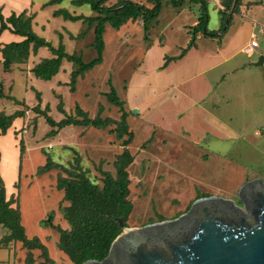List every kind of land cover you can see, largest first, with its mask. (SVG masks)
Masks as SVG:
<instances>
[{"label": "rangeland", "instance_id": "374dc122", "mask_svg": "<svg viewBox=\"0 0 264 264\" xmlns=\"http://www.w3.org/2000/svg\"><path fill=\"white\" fill-rule=\"evenodd\" d=\"M73 1L62 0L60 3L46 6L38 11L34 31L54 47L63 45L68 54H78L85 63H89L98 56L93 46L96 23L90 26L88 22H72L62 15L54 16L53 13L67 10L76 16L97 15L90 5L76 6ZM164 3H166L164 8L168 10L172 8L169 0H164ZM34 10L36 12V7ZM209 11V15L211 13L214 19L213 11ZM217 20V14H215L214 22ZM154 22L155 20L150 25L154 26ZM133 23L135 21H130L123 26L126 28L124 34L118 33L119 30L106 24L103 35L105 43L103 61L79 76L73 91L70 85L58 86L56 83L59 80L70 83L71 71L68 70V65L71 63L67 61L64 63L65 70H62L54 79H37V84L22 78L23 74L20 70L1 71L4 75H0V91L3 92L4 97H0V100L6 104V108L11 107V103L14 102L10 100L9 95L15 100L25 101L28 105L36 103L35 95L39 91L49 102L46 107L55 105V110L49 108L48 114L56 121L66 118V114L58 110L60 104L70 116H76L80 109L91 119L99 117L115 121V124L108 128L70 126L60 131L58 136L48 137L47 134L52 128L45 119L39 120L37 131H34L35 124L30 119L23 128L25 133L29 132L26 136L27 144L35 145L34 152L30 153V162L38 167L36 163L49 157L70 171L86 172L91 181L102 186L101 172H109L115 176L116 158L128 149L134 157V162L128 169L131 180L129 199L134 208L126 229H141L152 224L175 221L188 214L194 202L202 198H218L231 202L236 208L243 209L244 204L240 198L241 189L252 181L260 179L264 181V125L257 126V130L262 131L260 136L254 135V137L236 140L237 138L233 139L234 136L219 139L211 134L203 136L204 139L201 138V142L198 143L197 139L201 136L199 133L202 132L201 122L196 120L197 115L193 112L194 107L198 109V104L184 99L173 106L176 114L171 113L170 108H162L154 120L149 119L148 113L143 115L139 113L138 108H132L136 100L143 98V95L136 93V86H133L137 73H141L144 78L139 86H155L149 71L143 70L155 31L149 27L146 35L144 26H134ZM210 23L209 29L214 30L213 24L215 26L217 24L213 23V20ZM82 32L84 36L77 37ZM71 36L74 38L71 39ZM262 38L264 39L263 36L258 38L261 48L264 47ZM191 39L193 40V36ZM47 52L50 54L48 50ZM75 68V64H72V72ZM158 72L161 71L158 70ZM156 77L159 78V74ZM237 78L244 80L239 82L235 79L226 80L225 84L233 85L231 87L233 94L227 102L222 98L216 109L219 120L223 124H230L234 131L240 133L256 123V120L249 119L253 114L250 111L244 112L242 109L244 106L247 109L253 104L262 103L263 105L264 94L256 90L251 95L245 87L247 80L245 78L250 77L241 74ZM113 89L125 103L124 108L108 101L107 94ZM135 109L138 113L134 112ZM186 109L193 116L189 120L186 117L180 119ZM124 112L127 113L128 129L134 135L133 142L128 147L122 146L123 140L127 139L126 136L121 141L117 139L116 134L112 133L122 121ZM202 126L204 134L211 130L204 124ZM220 129L223 130L221 127ZM33 173V176L27 172L22 176V187L25 180L29 184L36 183L38 180L43 183L49 179H56L59 174L66 176L59 170H54L51 173L53 175L44 180L41 174L37 176L35 171ZM53 186L45 185L42 191L46 192ZM34 189V194L26 193L28 194L26 201L21 196V201L17 202L28 237L40 230H54L48 226V217L51 213L54 214V225H60L59 222L64 221L62 215L56 219L55 212H51V205L55 200L54 192L53 195L50 192L43 195L38 192L41 189L39 185ZM39 212L51 213L38 222L41 217ZM34 213L35 217H33ZM0 232L8 233L2 226H0ZM47 237L51 247H55L56 241L53 235ZM24 249L27 250V248ZM35 250H29L23 260L18 256L17 262L35 264L37 254L32 252ZM63 262L64 260H61L60 264ZM41 264H47L46 259Z\"/></svg>", "mask_w": 264, "mask_h": 264}, {"label": "crops", "instance_id": "0c3cea01", "mask_svg": "<svg viewBox=\"0 0 264 264\" xmlns=\"http://www.w3.org/2000/svg\"><path fill=\"white\" fill-rule=\"evenodd\" d=\"M50 1L52 0L38 2H35L34 0H0V13L5 19H8L13 14L20 15L23 12H26L27 16L34 15V31V26L37 23L38 11L43 10L46 6H49L47 4H49ZM119 1L120 0H113L112 2V0H110L107 5L113 6ZM132 1L143 4L150 9L153 8V5L148 3L146 0ZM164 4L166 3H164L163 0V9L161 14L155 20L154 26L150 25V28L155 31V34L153 36V40L151 41V46L148 48L146 64L143 68V70L149 71L151 79H154L155 81V86H139V84L144 81V78L141 73H137L133 81V86H136V93L143 95V98L141 100H136L132 104V108H138L139 113L143 115L148 113L149 119L154 120L158 116V111L162 108H170L171 113L176 114V112L173 110V106L178 105V102L187 99L190 102H193V104H198V109L195 107L193 108L194 114L197 115L196 120L201 122L200 129H202V132L199 133L201 136L197 139L198 143L204 139L203 136H210L211 134L215 138L219 139L232 138L234 136L233 139L237 138L236 140L254 137V135L260 136L262 133L257 130V126L259 124L264 125V104H253L247 109L246 106H244V109L242 110L244 112L250 111L253 115H251L249 119L252 121L256 120V123L249 127L248 130L240 133L234 131L230 127V124H223L222 121L219 120L216 108H218L222 98L227 102L233 94L231 89L233 85L225 84L226 80L235 79L237 82L243 81L244 79L237 78L241 74L250 77L245 78L247 79L245 82L247 92H250L252 95L256 90H260V92L262 91L264 94V65L263 67H257L254 65L261 57H264V47L261 48V43L258 42V48L251 51L247 50L251 42L250 37L252 34H256L258 38L262 36L264 37V0H244L239 13L233 14L230 12L231 21L228 30L225 33L219 32L223 26L220 12L224 10V7L222 6L221 0H208V10H212L214 13V19L211 17L210 13L209 23L213 20V23L217 24L216 26L213 24L214 30H209L216 31L217 37H206L199 33L197 36H195V45L189 49L188 53L181 60L172 61L167 68L162 69L166 63V59L179 57L182 54V51L188 47L190 42H192L191 37L193 35L191 33V29L198 24L199 14V5L193 3H187L182 8H175L172 6L170 10L164 8L166 7ZM35 7L36 12L34 10ZM55 12L56 11L53 13ZM215 14H217V22H214ZM228 23L226 22V26ZM133 24L134 26H144L142 19H138ZM123 26L119 29L118 33L124 34L126 32V28ZM126 36H128V34ZM24 40V37L15 35L10 30H6L0 35L1 76L4 75L1 71H5V60L1 50L7 45L12 43H20ZM32 48L33 45H31L30 57L27 62L24 64H13L11 67V72L13 70H20L23 74L22 78H26L33 84H37L38 78L34 75L32 69L44 60L53 59L55 56L48 48H40L37 53H34ZM47 50L50 52V54L47 52ZM45 51L46 54H44ZM66 61L67 60H63L60 72L65 70L64 63H66ZM71 66L72 63L68 65V70L71 71L70 75L72 73ZM158 70L161 72H158ZM157 74H159V78L156 77ZM56 83L58 86H64L68 82H62V80H59ZM147 91L148 93H146ZM10 96L11 95H9V97ZM0 103V105H2V110H0V113L4 112L7 115L13 114L16 111L23 109L15 102L11 103L12 106L9 108H6V104L3 101L0 100ZM39 103L40 102L36 100V103H30L28 106L33 108ZM47 104H49L48 100L44 98L43 94L41 93V109L45 110ZM49 108L51 110H55V105H49ZM187 110L188 109H186L184 115L181 116L180 119L184 117H186L188 120L191 119L193 115ZM177 113H181V111H177ZM35 117H37L38 123L39 120L43 118L36 116L33 111H29L25 118L16 119L12 127L5 135H2L0 131V175L4 181L6 189V199L7 201L14 199L15 203L12 205V207L16 208L19 206V203L17 202L21 201V196L24 198V201H26L28 197V194L26 193L33 192L34 194V187H38L39 185L41 189L38 192H41L43 195L48 192L53 195L54 192L55 200L51 205V212H55L56 219L59 215H62L64 218V215L60 211V207L69 206V203L64 201V192L57 189L58 176H56V179L54 180L49 179L43 183L38 180L36 183L34 182L29 184V182L25 180L22 187V176H24L26 172L32 174L31 176H33L34 171L37 176H40L38 175V169L43 167L47 162V159H42V161L36 163L38 165V167H36V165L34 166L29 159L30 153L34 152L35 150V145L34 143L33 145L27 144L26 136L29 134V132L26 131L25 133L23 128L26 127L25 124L29 122L30 119L33 120ZM57 122L59 121L57 120ZM249 122L251 123V121ZM203 124L211 129L207 134L206 132L205 134L203 132ZM245 124L247 125V122H245ZM220 127L223 128V130H221ZM22 131L23 133H21ZM24 133L25 135H22ZM22 139L24 140L26 146L23 160L21 159L20 147V141ZM53 171L41 175V178L46 180L48 177H50V175H53L51 174ZM45 185L54 186L53 188L50 187L46 192H43L42 189ZM50 213L45 212L41 214L39 212L41 217L38 219V222L41 221L42 218L44 219V217ZM35 216L36 214L33 215V217ZM21 218H23L22 212ZM59 224V226L64 229L70 228L68 222L65 219L64 221L59 222ZM57 233V231L52 229H48L47 231L40 230L38 233L31 234L29 237H27L29 239H33L34 236L39 238L42 244L47 247L50 260H52L54 264H60L61 260H64L65 262L61 264H72L69 257L58 247L60 235L59 233L57 235ZM49 235H53V239L55 238L56 241L55 247L53 248L51 247V243L47 241V236ZM5 236L6 234L0 232V241ZM22 247V243L18 241L11 242L8 245H0V264H20L17 262L18 256L23 260L26 258L27 252L29 251L28 249L26 250ZM32 252L37 254L35 264H41L45 262V259L42 257L41 250L36 249Z\"/></svg>", "mask_w": 264, "mask_h": 264}, {"label": "trees", "instance_id": "16d2710c", "mask_svg": "<svg viewBox=\"0 0 264 264\" xmlns=\"http://www.w3.org/2000/svg\"><path fill=\"white\" fill-rule=\"evenodd\" d=\"M61 1L52 0L47 5H54ZM109 1H73V4L76 6L90 5L92 10L97 14L96 16H76L67 10H60L54 13V16L62 15L66 20L72 22H88L90 26L96 23L93 46L97 50L98 56L89 63H85L78 54H68L63 45L54 48L50 42L39 37L33 31L34 15L27 16V13L23 12L20 15L13 14L8 19H5L0 13V35L6 30H10L13 34L25 38L24 41L12 43L1 50L5 60V71H11V67L15 63H26L30 57L31 45H33L32 51L34 53H37L40 48H48L55 57L44 60L35 66L32 72L38 79L52 80L60 72L63 60H67L76 66L71 73L70 83L65 84L72 86L73 91L77 78L103 61L105 49L103 35L106 24L119 30L129 21L142 19L147 35L151 22L159 17L163 9V0H146L153 5L151 9L132 0H120L113 6L107 5ZM243 1L221 0L224 10L220 12L223 26L219 32L225 33L228 30L231 21L230 12L233 14L239 13ZM169 2L175 8H182L187 3L199 5L198 24L191 29V33L194 36L192 42L182 51L179 57L166 59V63L162 69L167 68L172 61L181 60L188 53L189 49L195 45V36L199 33L206 37H217V32L210 31L208 28L210 21L208 0H169ZM229 18V23L226 26ZM81 36H84V32L77 37ZM107 96L111 104L124 108L125 103L120 100L114 89ZM0 97H4L2 91H0ZM9 98L23 109L10 115L4 112L0 113V131L2 135L7 133L16 119L25 118L29 111H33L38 117H43L52 128L47 134L48 137H56L60 131L70 126L108 128L112 124H115V121L110 118L101 119L96 117L91 119L80 109L76 116H70L65 112L62 104L59 105L58 110L66 114V118L57 122L48 114L49 107H46L45 110L41 109V93L39 92L36 93V98L40 103L33 108H30L25 102L15 100L11 96ZM32 122L35 124L34 131H36L38 126L37 117ZM112 133L116 134L117 139L121 141L125 136L127 137L122 143L124 147H128L133 142L134 135L128 129L126 112L122 114V121L118 123V127ZM20 147L21 159L23 160L26 151L23 139L20 141ZM133 162L134 157L131 152L125 149L122 154L117 156L114 163L116 169L115 176L109 172H101L103 177L102 186L91 181L87 177L86 172L79 170L70 171L49 157H47L46 164L38 169L39 175L53 170H59L66 175H58L57 189L64 192V201L69 203V206H61L60 210L70 228L64 229L59 225H54V214L52 213L48 217V226L59 233L58 247L69 257L72 264H83L90 260L103 261L108 257L114 241L128 227V222L134 208L133 203L129 199L131 180L128 172ZM14 203V199L7 201L4 181L0 175V226L8 231L6 236L0 241V245H8L14 241L21 242L24 248L41 250L42 257L46 259L47 263L54 264L48 257L47 247L42 244L41 240L37 237L33 239L27 237L25 228L22 225L20 208L19 206L13 208L12 205Z\"/></svg>", "mask_w": 264, "mask_h": 264}, {"label": "water", "instance_id": "95a60500", "mask_svg": "<svg viewBox=\"0 0 264 264\" xmlns=\"http://www.w3.org/2000/svg\"><path fill=\"white\" fill-rule=\"evenodd\" d=\"M240 198L243 209L202 198L175 221L125 228L107 258L83 264H264V181L246 184Z\"/></svg>", "mask_w": 264, "mask_h": 264}, {"label": "built area", "instance_id": "2783aa9c", "mask_svg": "<svg viewBox=\"0 0 264 264\" xmlns=\"http://www.w3.org/2000/svg\"><path fill=\"white\" fill-rule=\"evenodd\" d=\"M250 39H251V42H250V45H249V47L247 49L248 51L254 50V49L259 47L258 37H257L256 34H252ZM263 132H264V128H263Z\"/></svg>", "mask_w": 264, "mask_h": 264}, {"label": "flooded vegetation", "instance_id": "af4514ba", "mask_svg": "<svg viewBox=\"0 0 264 264\" xmlns=\"http://www.w3.org/2000/svg\"><path fill=\"white\" fill-rule=\"evenodd\" d=\"M192 208V207H191Z\"/></svg>", "mask_w": 264, "mask_h": 264}]
</instances>
